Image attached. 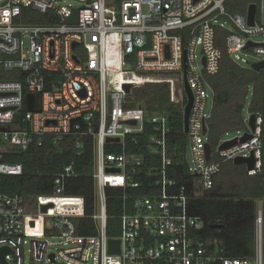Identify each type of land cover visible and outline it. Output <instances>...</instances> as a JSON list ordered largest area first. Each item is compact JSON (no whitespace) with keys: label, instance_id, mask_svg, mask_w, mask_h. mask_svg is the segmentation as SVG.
<instances>
[{"label":"built area","instance_id":"obj_1","mask_svg":"<svg viewBox=\"0 0 264 264\" xmlns=\"http://www.w3.org/2000/svg\"><path fill=\"white\" fill-rule=\"evenodd\" d=\"M226 1L0 0V176L23 173L21 164L3 162L5 157L46 141L57 147L66 138L79 155L89 139L93 184L90 215L83 196L65 194L76 177L72 165L53 176L51 196L28 204L18 195L0 193V248L10 250L3 255L6 264H24L25 246L30 264H264L261 207L254 214L253 256L229 258L217 239H202L205 224L188 206L212 190L223 163L253 154L254 168L247 175L255 176L261 166L259 114L253 132L244 121L246 129L234 137L248 133L250 139L219 150L221 141L210 147L208 159L205 154L206 77L218 74L223 55L250 70L264 62V42L253 41L264 37V12L256 5L254 25L248 26L247 9L244 15L229 13ZM74 9L77 23L67 24ZM25 10L43 15L45 23H26ZM217 32L225 34L222 49ZM249 56L256 61L250 63ZM184 68L193 94L185 134L193 163V168L187 165L194 177L192 197L168 178V116L130 99L145 85L165 84L170 103H182ZM26 95L36 97L37 110L26 109ZM109 185L121 189L116 237L107 235ZM49 204L41 213L40 207ZM83 218L92 221L93 235L79 234L77 220ZM110 240L119 241V253H109Z\"/></svg>","mask_w":264,"mask_h":264},{"label":"trees","instance_id":"obj_2","mask_svg":"<svg viewBox=\"0 0 264 264\" xmlns=\"http://www.w3.org/2000/svg\"><path fill=\"white\" fill-rule=\"evenodd\" d=\"M256 2L257 0H227L225 9L229 13L244 15L247 7L257 5ZM26 14L30 16L29 20H24L26 23H45L41 14L25 10L24 15ZM216 35L220 39L217 40V46L222 49L221 38L225 34L217 32ZM206 81L214 94L211 114L207 120L208 142L212 150L228 133L246 129L242 117L243 101L252 88L249 113L259 114L262 118L261 166L255 176H248L244 165H234L230 161L223 163L213 179L212 190L205 192L200 198L190 200L188 206L190 212L199 216L205 224L201 232L203 240L217 239L222 243L226 257L249 258L254 254L255 202L261 203L264 231V69L259 72L243 69L223 55L218 74L206 77ZM130 99L147 111L162 112L168 116L166 146L172 161L168 178L177 185H183L187 195L192 197L194 177L188 174L185 160L187 137L183 133L182 120L184 95L182 103L172 104L167 85L149 84L136 89ZM128 151H136V148L128 147ZM3 162L21 164L23 173L20 176H0V193L18 195L28 203H33L37 196H51L53 176L65 166L72 165L76 177L72 178L65 194L83 196L86 202L85 212L90 215L93 184L89 177L92 171V146L89 139L85 140L79 155L74 150V142L66 138L57 147L46 141L41 147H32L25 153L5 157ZM106 194L107 235L116 237L119 234V223L114 217L121 210V189L109 185ZM54 202L56 201L50 202L52 206ZM54 207L65 209L57 203ZM215 225H221V228L213 229L212 226ZM77 228L82 235L95 233L93 223L88 218L78 219Z\"/></svg>","mask_w":264,"mask_h":264},{"label":"water","instance_id":"obj_3","mask_svg":"<svg viewBox=\"0 0 264 264\" xmlns=\"http://www.w3.org/2000/svg\"><path fill=\"white\" fill-rule=\"evenodd\" d=\"M90 0H88L89 3ZM257 7L255 4H251L247 7V12H246V19H247V25L248 26H253L254 25V18H255V13H256ZM77 9L73 10L72 15L66 19V23L67 24H76L77 23ZM254 45L253 43L249 42L247 44V46H251ZM264 69V62H259V63H255L251 65V70L254 72H259L261 70ZM131 86L130 85H126L124 86V90L126 93H129ZM182 90H183V95L185 97V105L183 107L182 110V120H183V133L186 134L187 133V129H188V118H189V114L192 108V104H193V94L186 82V73H185V68H184V72H183V83H182ZM24 103H25V107L28 111H34L37 110V103H36V97L34 95H26L24 98ZM255 114H250L249 118H248V128L250 129L251 132L254 131L255 129ZM130 124L134 125L135 122H130ZM203 134L206 133V128L205 126L203 127ZM251 135L248 133H244L243 136L241 138H234L232 140H228V141H224L223 143L220 144L219 146V150H224L227 148L232 147L233 145H235L237 142H245L248 139H250ZM107 141H118V139H108ZM209 153H210V146L209 144H206V150H205V154H206V158H209ZM234 165H244L246 170H252L254 168V163H255V158L253 156V154H250L249 157H236L233 159L232 162ZM112 172H115L116 170H111ZM51 207V204L47 205V206H41L40 207V212L41 213H45L47 211V209ZM213 229H220L221 225H215L212 226ZM5 253H10V250L6 247H2L0 248V263L1 264H6V262L3 259V255ZM109 253L110 254H117L119 253V241H109ZM51 258H53V256H51Z\"/></svg>","mask_w":264,"mask_h":264},{"label":"rangeland","instance_id":"obj_4","mask_svg":"<svg viewBox=\"0 0 264 264\" xmlns=\"http://www.w3.org/2000/svg\"><path fill=\"white\" fill-rule=\"evenodd\" d=\"M256 3H257L258 9L259 10L261 9V11L264 12V0H257ZM222 23L224 24V28L225 29H227L229 31L233 30L231 25L227 21H222ZM253 41L257 42V43L264 42V37H261V36L256 37V38L253 39ZM196 50H197L196 54H197V56H199V54H200L199 48H197ZM247 60L250 63H253V62L256 61L251 56L247 57ZM197 64H200L199 60H197ZM241 66H242L241 68L247 69L246 65H241ZM206 92H207V100H206V104H205V114L206 115H210L211 114V110H212V105H213L214 94H213V91L211 89H209V88H206ZM251 98H252V88L249 89V91H248V93H247V95H246V97L244 98V101H243L242 117H243L245 122L248 121V118H249V106H250ZM238 132L241 133V130L238 131ZM237 134L238 133L236 131L230 132V133H228L227 135H225L223 137V141L232 139V138L236 137ZM185 160H186L187 165L190 168H193L192 155H191V151H190L189 148L187 149ZM27 203H28V201H27ZM255 205H256V208L260 207L261 203L260 202H255ZM28 249H29V246H25L24 250H23L24 251V255H23L24 264H30V256H29Z\"/></svg>","mask_w":264,"mask_h":264},{"label":"clouds","instance_id":"obj_5","mask_svg":"<svg viewBox=\"0 0 264 264\" xmlns=\"http://www.w3.org/2000/svg\"><path fill=\"white\" fill-rule=\"evenodd\" d=\"M250 114V113H249Z\"/></svg>","mask_w":264,"mask_h":264}]
</instances>
